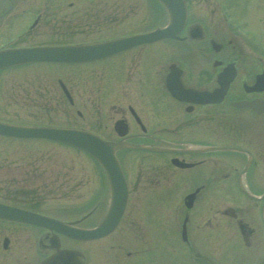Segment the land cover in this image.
Wrapping results in <instances>:
<instances>
[{"label":"flooded vegetation","instance_id":"af4514ba","mask_svg":"<svg viewBox=\"0 0 264 264\" xmlns=\"http://www.w3.org/2000/svg\"><path fill=\"white\" fill-rule=\"evenodd\" d=\"M187 2L185 38L137 44L94 60L33 63L49 69L27 76H57L58 97L76 109L77 125L143 147L117 151L129 193L111 232L75 237L0 217V264H48L52 258L60 264H264V53L255 48L264 44L231 32L217 6L194 9V0ZM197 10L213 15V26L193 16ZM150 12L158 22L146 26ZM167 19L159 0H0V50L95 43ZM194 25L204 29L202 38L191 37ZM210 27L219 29L217 36ZM172 69L196 91L221 88L226 70L233 77L219 101L200 102L172 94ZM39 86L44 94L34 93L30 103L29 92L19 103L10 89L11 102L4 105L25 110L26 120L0 113V121L29 123V108L52 104L48 84ZM28 139L0 133V204L95 227L109 205L98 161L89 157L96 167L89 170L93 185L83 188L85 153L51 151L50 143L28 145Z\"/></svg>","mask_w":264,"mask_h":264},{"label":"water","instance_id":"95a60500","mask_svg":"<svg viewBox=\"0 0 264 264\" xmlns=\"http://www.w3.org/2000/svg\"><path fill=\"white\" fill-rule=\"evenodd\" d=\"M168 12L166 25L157 27L151 31L118 37L93 44H76L61 46H32L0 51V69L36 61H66L77 62L104 58L121 52L134 45L150 42L166 37L182 38L179 33L185 28L187 21L186 0H160ZM191 37H203V29L200 25H194L189 29ZM180 72L171 73L167 82L171 92L177 96H198L200 102L218 101L223 96L232 74L222 73L220 81L222 87L214 92H199L185 89L180 81ZM67 92V90H66ZM68 94V92H67ZM218 95V96H217ZM0 132L21 137L51 138L67 144L77 146L98 159L103 166L110 183L109 209L98 227L93 229H80L67 226L61 221H55L47 217L30 213L25 210L7 207L0 204V216L19 218L26 222L32 221L58 231H67L77 237H100L111 231L118 223L126 205L128 190L121 165L116 156L119 147L127 145L125 142H113L104 140L94 133L71 127L62 126H26L0 121ZM141 147L138 144H129ZM52 261H50V264ZM53 264H60L54 261Z\"/></svg>","mask_w":264,"mask_h":264},{"label":"rangeland","instance_id":"374dc122","mask_svg":"<svg viewBox=\"0 0 264 264\" xmlns=\"http://www.w3.org/2000/svg\"><path fill=\"white\" fill-rule=\"evenodd\" d=\"M194 9L199 7L201 9H207L210 10L212 7L217 6L221 12L224 13L226 16L228 22H230L231 27L238 26L243 30V32L246 33L243 36L248 38V34H251V36L255 37L259 40L260 43L264 44V0H194ZM199 10L193 11L192 15L194 16H203V19L205 20L208 25L213 26L211 21H209V18L213 15L208 13H198ZM153 12H150L145 15V23L146 26L152 25L155 23V21L158 22L156 19V15H154ZM225 22H227L225 20ZM227 22V23H228ZM153 26V25H152ZM212 35L217 36V34L220 32L219 29H215L214 27H210ZM217 30V31H216ZM231 32L233 29H229ZM228 33V32H225ZM237 34V32H235ZM236 36V35H235ZM260 47L264 48V46L260 45ZM261 50V49H260ZM264 53V52H263ZM163 59H165L163 57ZM164 62V60H163ZM46 69H49V65L42 66L41 64L38 65H27L22 67H17L13 69H7L4 72L0 73V113L4 115V117L14 119V120H26L24 114L25 110H17V111H11L10 108H6V105H4L7 102H11V95H10V89L12 90L13 98L15 96V100L19 103H24V99L22 97V94H27L29 92V103L32 102V95L34 93L42 95L44 94L40 89V83L46 82L48 84V96L50 95V98L53 99V103L51 104H45V103H38L39 105H42L43 108L46 109H30L29 108V123H51V124H58V125H71L76 123L74 122V117L78 118L76 109L73 108V110L70 108L68 103L64 101L62 98L60 99L58 96L61 97V88L56 77H50L46 78V76H40L41 78H33L30 79L29 77H32V73L37 72L35 75H43L45 73ZM52 69H57V67L53 66ZM29 75V77L27 76ZM45 75V74H44ZM19 76V78H17ZM9 82L10 85H6L5 82ZM39 87V88H37ZM26 90L27 92H24ZM77 91V90H76ZM66 102V103H63ZM84 107L81 106V109ZM87 113V111H85ZM12 113H15L17 117H13ZM78 123H76L77 125ZM88 126V125H87ZM29 141L37 144H45L50 143L48 145L49 149L51 151H63L61 149H64L67 153L73 152L75 150L68 148V147H59L58 144L53 140L50 139H42V138H29L25 142L29 145ZM71 155H73L71 153ZM82 177H84V184L83 188L88 186V184L91 183V174L89 173L90 169L96 168L93 164H90L89 157L85 154H82ZM100 168H98V182L100 181V174L99 171ZM90 178V179H89ZM85 185V186H84ZM93 185V184H90ZM89 185V187H90ZM179 252V251H178Z\"/></svg>","mask_w":264,"mask_h":264}]
</instances>
